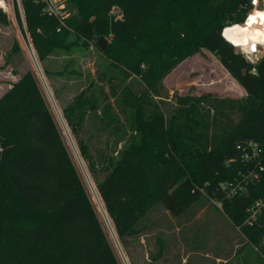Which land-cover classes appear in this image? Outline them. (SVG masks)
I'll list each match as a JSON object with an SVG mask.
<instances>
[{"label": "trees", "instance_id": "1", "mask_svg": "<svg viewBox=\"0 0 264 264\" xmlns=\"http://www.w3.org/2000/svg\"><path fill=\"white\" fill-rule=\"evenodd\" d=\"M252 1L62 0L54 11L20 0L39 61L65 54L74 67L59 73L82 76L76 53L104 60L62 111L130 264H157L162 218L188 222L205 202L264 264V55L249 60L223 34L248 21ZM204 50L243 98L169 92L164 78ZM0 264H124L31 69L0 97Z\"/></svg>", "mask_w": 264, "mask_h": 264}, {"label": "rangeland", "instance_id": "2", "mask_svg": "<svg viewBox=\"0 0 264 264\" xmlns=\"http://www.w3.org/2000/svg\"><path fill=\"white\" fill-rule=\"evenodd\" d=\"M3 1L5 2V6L0 7L7 12L9 22L7 24L0 23V97L11 87V84L19 80L22 74H24L27 70H34L38 74L41 85L50 101L52 109L56 114L74 161L79 166L87 183L88 190L93 199L96 201L102 224L107 231L121 261L124 264H130L119 241L118 235L116 234L112 221L98 195L95 181L87 169L85 160L80 154L77 141L63 117V106L68 104L73 97L89 83V79H86V77L84 78L83 76L82 79L77 81L76 75H73L74 79H68L66 78L67 76H56V79H48V77L45 76L44 67L47 66L52 69L66 68V58L64 57V62H62V60H59L60 57L58 56V59L54 58L52 61L48 60L47 64L42 65V62L39 61L37 57L29 33L27 32L20 0ZM52 1L54 3L57 2V0ZM252 4L253 8L249 12L253 11L250 16H254L258 12L259 8H264V0H256L255 3L252 1ZM245 22L240 23V25L235 24V26H231H234L233 28L239 27L241 29H247L248 23ZM231 26H228L225 29ZM258 26L259 30L264 33L263 22L260 21ZM223 33H225V30ZM231 35L234 39H246V32H237L232 33ZM15 40H19L20 50L12 52ZM239 44H234L236 50L242 52L253 62H256L264 55V46L262 45H259V50L257 52L249 53L248 50L240 47ZM91 55L93 56V54ZM75 56L78 59V67H80L81 70H84L87 75L88 73H91L94 78H96L98 71L96 61L100 62L99 65L101 68L104 67V60L100 58V53L97 49H94V59H89L90 55L88 54L85 55L87 57L84 56L85 58L79 57L80 55L78 54H75ZM67 67L70 69L74 67V64L70 63ZM67 75L69 76L71 74ZM164 83L171 94L178 92L180 94L200 95L202 93L212 92L221 96L234 98H243L246 95L245 89L221 64L218 57L207 50L183 60L164 78ZM105 87L108 91L109 88L107 86ZM60 96L62 100H60ZM252 152L249 153L252 154ZM205 203V205L198 206V212L193 215V217L191 216L190 221L179 223V228L181 229L179 232L180 237L186 243L190 242V245L193 247L192 253L194 252L193 257L195 263L256 264L254 260L255 253L253 251L240 249V247H242V244L238 243L240 234L232 224V221H230L221 211L220 203ZM212 203L215 204V206L212 205ZM254 213H256V211ZM176 223L177 222L175 220V224ZM170 227L173 228L172 221L162 218V225L158 226L154 232L161 230V233H163L167 229H172ZM182 239L181 241H183ZM125 250L127 253L129 252L126 247ZM224 252L232 255L228 262L217 260L215 258L216 255H221Z\"/></svg>", "mask_w": 264, "mask_h": 264}, {"label": "crops", "instance_id": "3", "mask_svg": "<svg viewBox=\"0 0 264 264\" xmlns=\"http://www.w3.org/2000/svg\"><path fill=\"white\" fill-rule=\"evenodd\" d=\"M236 25H240V24H236ZM242 25V24H241ZM235 26V25H234ZM234 26H231L227 29H224L225 31L228 30V29H232ZM228 39V38H227ZM77 55V53H76ZM58 56L60 57L59 60H62V62H64V59L66 58V61L65 63L69 60V56H65V54H62V55H53L52 57L50 58H46L44 61H42V65L43 64H47V61L50 60H54V58H57L58 59ZM75 56V55H74ZM93 56H94V53H93ZM92 55L89 56V59H94ZM97 56V55H95ZM65 57V58H64ZM79 57H82V58H85L87 56H79ZM76 58V56H75ZM97 58V57H96ZM77 59V58H76ZM77 63H78V59H77ZM63 64V63H62ZM41 65V66H42ZM79 65V63H78ZM45 68H48L49 71H50V74L46 73L45 72ZM79 69H81L80 67H78ZM65 68H62V69H52V68H49L47 66L44 67V73H45V76L48 77V79H56V76H59V77H64L63 74H60L59 73V70H64ZM55 70V71H54ZM65 71V70H64ZM66 73V72H65ZM65 76H67L66 78L68 79H74V76L72 75H67L65 74ZM84 76V78L86 77V74L85 72L79 76H76V79L77 81L82 79ZM50 77V78H49ZM94 77V76H92ZM53 81V80H52ZM60 100L61 99V96H60ZM172 223H173V228L170 229V230H165L163 233H162V237L166 240V242L168 243L169 247L167 249V251L161 256V258H159L157 260V264H196L195 261H194V257H193V253H192V250H193V247L190 245V242L189 243H186L181 237H180V234L179 232L181 231V229L179 228V223H176L175 224V220L173 218H169ZM177 225V226H176ZM236 228V227H235ZM237 230V228H236ZM181 239L183 241H181ZM184 244H183V243ZM186 243V244H185ZM187 245V246H186ZM245 250V249H244ZM228 254V255H227ZM232 257V255H230V253H222L221 255H216V259L217 260H221V261H226L228 262L229 259Z\"/></svg>", "mask_w": 264, "mask_h": 264}, {"label": "bare ground", "instance_id": "4", "mask_svg": "<svg viewBox=\"0 0 264 264\" xmlns=\"http://www.w3.org/2000/svg\"><path fill=\"white\" fill-rule=\"evenodd\" d=\"M2 6H5V2L2 0ZM256 33H260L259 36L255 35ZM247 44L240 43L239 46L248 50L249 53H255L259 50V45L264 46V33L259 30L258 23H253L250 27L247 24V32H246ZM253 45L255 46V50L253 51Z\"/></svg>", "mask_w": 264, "mask_h": 264}, {"label": "snow or ice", "instance_id": "5", "mask_svg": "<svg viewBox=\"0 0 264 264\" xmlns=\"http://www.w3.org/2000/svg\"><path fill=\"white\" fill-rule=\"evenodd\" d=\"M253 2L255 3V0H253ZM0 6H2V0H0ZM257 17H259L261 19V22H264V13H260L257 12L254 16H250L248 18V25L249 27L256 21ZM237 32H247V29H241L239 27L237 28H232V29H228L225 31L224 35L226 38H228L229 40H231L234 44H239V43H244L247 44V39H243V40H238V39H234L233 36L231 35L232 33H237ZM255 35L259 36L260 33H256ZM255 50V46L253 45V51Z\"/></svg>", "mask_w": 264, "mask_h": 264}, {"label": "built area", "instance_id": "6", "mask_svg": "<svg viewBox=\"0 0 264 264\" xmlns=\"http://www.w3.org/2000/svg\"><path fill=\"white\" fill-rule=\"evenodd\" d=\"M256 1V0H255ZM60 2H62V0H57V2L56 3H54L52 0H50V6H49V8L50 9H52V10H54V11H58V8L60 7V8H63L64 6H65V4L64 3H61L59 6H58V3H60ZM257 155H258V152H257V150H256V148L254 147L253 148V152H252V154H246V158L247 159H250V158H256L257 157ZM258 204V203H257ZM256 210H254L253 211V216H255V212Z\"/></svg>", "mask_w": 264, "mask_h": 264}, {"label": "water", "instance_id": "7", "mask_svg": "<svg viewBox=\"0 0 264 264\" xmlns=\"http://www.w3.org/2000/svg\"><path fill=\"white\" fill-rule=\"evenodd\" d=\"M224 34V33H223ZM224 36V35H223ZM97 45L98 47L102 50V51H105L107 46H108V40L105 36H100L98 39H97ZM253 72H257L256 69H253Z\"/></svg>", "mask_w": 264, "mask_h": 264}]
</instances>
